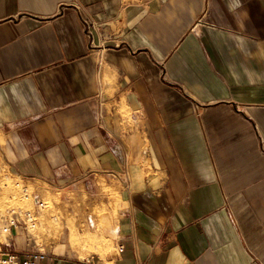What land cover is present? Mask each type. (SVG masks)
<instances>
[{
    "label": "crops",
    "instance_id": "crops-1",
    "mask_svg": "<svg viewBox=\"0 0 264 264\" xmlns=\"http://www.w3.org/2000/svg\"><path fill=\"white\" fill-rule=\"evenodd\" d=\"M0 152L117 188L81 264H264V0H0Z\"/></svg>",
    "mask_w": 264,
    "mask_h": 264
},
{
    "label": "rangeland",
    "instance_id": "rangeland-1",
    "mask_svg": "<svg viewBox=\"0 0 264 264\" xmlns=\"http://www.w3.org/2000/svg\"><path fill=\"white\" fill-rule=\"evenodd\" d=\"M108 194L114 196L117 188L102 184L100 195L94 196L90 190L72 192L24 178L14 173L0 152V212L31 211L37 220L30 231L14 229L13 238L0 234V242L11 241L16 247L18 239L27 251L41 250L77 264L93 262L97 255L107 257L116 252L118 239L116 207L104 200ZM115 197L125 200L123 194Z\"/></svg>",
    "mask_w": 264,
    "mask_h": 264
},
{
    "label": "built area",
    "instance_id": "built-area-1",
    "mask_svg": "<svg viewBox=\"0 0 264 264\" xmlns=\"http://www.w3.org/2000/svg\"><path fill=\"white\" fill-rule=\"evenodd\" d=\"M37 226L36 216L31 211H18L8 209L0 212V234L11 237L14 229L23 228L30 231V228ZM15 243L0 242V264H71L65 258L49 254L41 250L26 251L21 254L13 250ZM123 250V247L120 248Z\"/></svg>",
    "mask_w": 264,
    "mask_h": 264
}]
</instances>
